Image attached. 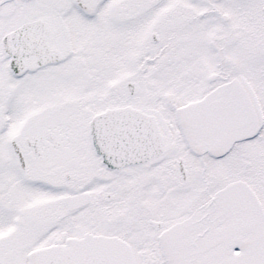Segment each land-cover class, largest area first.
<instances>
[{"label":"snow or ice","instance_id":"obj_1","mask_svg":"<svg viewBox=\"0 0 264 264\" xmlns=\"http://www.w3.org/2000/svg\"><path fill=\"white\" fill-rule=\"evenodd\" d=\"M0 264H264V0H0Z\"/></svg>","mask_w":264,"mask_h":264}]
</instances>
